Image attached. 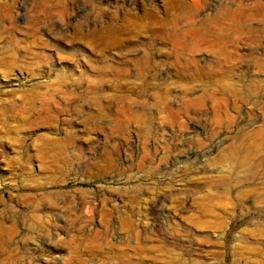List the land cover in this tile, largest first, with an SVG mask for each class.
Masks as SVG:
<instances>
[{
  "label": "rangeland",
  "instance_id": "1",
  "mask_svg": "<svg viewBox=\"0 0 264 264\" xmlns=\"http://www.w3.org/2000/svg\"><path fill=\"white\" fill-rule=\"evenodd\" d=\"M0 264H264V0H0Z\"/></svg>",
  "mask_w": 264,
  "mask_h": 264
},
{
  "label": "bare ground",
  "instance_id": "2",
  "mask_svg": "<svg viewBox=\"0 0 264 264\" xmlns=\"http://www.w3.org/2000/svg\"><path fill=\"white\" fill-rule=\"evenodd\" d=\"M126 1V0H125ZM125 3V2H124ZM129 4V3H128ZM132 4V3H131ZM138 4V3H137ZM123 6V5H122ZM129 6H130V4H129ZM119 7V6H118ZM141 9V8H140ZM135 13V12H134ZM153 67H154V65H153ZM158 68V67H157ZM155 71V70H154ZM156 72H157V70H156ZM243 161V160H242ZM156 231V230H155ZM159 235V234H158Z\"/></svg>",
  "mask_w": 264,
  "mask_h": 264
}]
</instances>
